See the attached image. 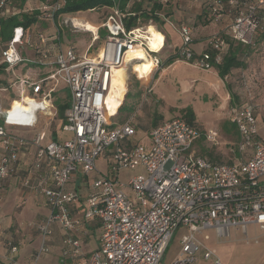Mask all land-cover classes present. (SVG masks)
<instances>
[{"label":"built area","instance_id":"1","mask_svg":"<svg viewBox=\"0 0 264 264\" xmlns=\"http://www.w3.org/2000/svg\"><path fill=\"white\" fill-rule=\"evenodd\" d=\"M202 1L213 21L226 14L221 12L226 4L237 7L227 12L231 13L229 24L211 34L199 55L190 46L191 27L179 26L178 59L210 69L213 63L221 62L227 38L245 46L253 43L264 21V0ZM14 2L0 0V19L18 13ZM60 6L55 3L49 17ZM140 25L127 29L114 8L100 25L104 35L95 54L88 51L101 39L98 28L84 53L72 47L58 46L54 52L42 48L32 61L19 51L28 29L17 25L0 51V67L8 75L6 82L18 93L17 99L0 110V192L4 182L20 172V155H27L20 186L43 195L48 207L45 220L37 225L41 242L31 264H45L40 257L47 251L46 239L54 223L67 233L60 264L66 256L76 264H159L179 228L185 232L179 253L170 264H195L199 254L208 264H222L215 250L203 245L197 234L212 229L220 241L230 236V229L240 230L245 237L250 225L264 231V141L259 137L251 106L233 105L228 110V119L237 132L233 152L240 154L231 163H216L198 155L193 144L202 135L206 142L216 144L219 134L215 129L201 131L182 117L159 123L141 138H137L130 120L110 125L114 115H106V97L113 70L129 66L125 62L127 51L139 45L151 60L152 70L160 64L158 52L166 36L148 21L146 25L164 37L159 49H151L148 26ZM39 40L45 44L49 39L39 35ZM25 62L40 69L35 78L12 74L13 68ZM61 85L68 91L61 131L70 137L44 141L39 131L30 138L18 133L16 127L30 130L39 118L53 119V101L63 89ZM0 90L6 88L0 86ZM103 153L108 155L106 172L89 182L80 214L72 215L70 207L79 203L81 196L67 189V184L73 174L89 180V175L98 173L96 160ZM124 170L134 172L126 182L119 176ZM89 222L99 225L98 244L85 261H80L81 242L71 233ZM203 239L208 240L209 235L203 233Z\"/></svg>","mask_w":264,"mask_h":264},{"label":"rangeland","instance_id":"2","mask_svg":"<svg viewBox=\"0 0 264 264\" xmlns=\"http://www.w3.org/2000/svg\"><path fill=\"white\" fill-rule=\"evenodd\" d=\"M170 1L171 0H162V2L167 5L166 10L171 8ZM57 2L62 5L63 0H15L14 11L30 14L32 11L38 9V20L31 26V28H33L34 31L40 30V32L45 29V35H47L48 32H53L54 36L59 37L60 34L59 40L61 39L65 46L70 44L69 40H72L74 46L81 54L85 52L88 45L92 43V32L89 33V31L87 32L85 29L83 30V27L76 26L73 21L75 18L83 16L84 20L88 21V23H92L89 24H94L96 26V30L98 28V32L100 34L101 39L92 43L93 46L88 51V54H95L96 49L100 47L104 35V31L101 29L100 25L105 20L106 16L111 13V8L101 7L92 11L57 14L56 16L53 14L52 17H49L52 12L51 7ZM145 7L146 5L143 4V8ZM139 22L141 23L140 26L143 28L149 26L146 25L148 22L145 23V21H142L141 19ZM48 28L49 30H47ZM167 33L171 39L168 38V43L165 42L166 45L168 44L172 48L179 47L181 44L180 35L174 29H168ZM209 37L207 41L209 40ZM5 44L6 42H2L0 40V51L3 49ZM23 44V46L21 45L23 48H20L21 51H23L24 47L27 45L25 43ZM192 45L193 43L190 45L191 48ZM241 49L242 51L238 53V57L240 59H244L245 66L242 68L231 69L232 71L229 72L228 77L226 78L229 82V90L232 96L226 95L227 93L224 96L219 85L215 84L212 75L214 70L212 68L200 69L194 67L185 60L179 59L165 65L164 67L159 66L158 68L153 69L150 75H148V69L142 71V66L145 65L139 63L140 61H136L135 63H131L126 69L125 93L122 98L114 103V107H117L118 110L123 101L130 104L133 101L131 95L139 91L140 95L138 99H136V110L129 120L133 125H135L137 138H140L141 136H139V131L146 132L145 134H147L150 129L154 127L151 125L152 117H159L162 115L164 118H171L175 115L182 114V110L189 106L195 113L193 123H195L200 129L205 128L208 130L209 128L217 127V123L213 118L214 116H228V110L231 106L234 104H243L248 102L254 106L256 111L255 114H257L260 119V123L257 125L258 134H260L264 139V35L258 36L251 45L244 46ZM22 57L31 61L34 59L33 57ZM24 67V64L17 65L13 68L12 74L14 76H18L19 78H27L30 76L34 78L36 77L35 75L37 71L35 69L38 68H28L26 71H23ZM147 76L148 78L146 79ZM0 86L6 88V90H0V110H4L9 106L13 97L16 99L18 98V93L15 86L11 87L6 82L5 73L3 71L0 72ZM61 88L63 89L59 90L55 95V100L59 103H65L68 101V91L63 87V85H61ZM224 90L226 89L224 88ZM127 94L129 96L125 98ZM44 120L45 122L48 121L49 125L47 123H43L44 121L41 120L36 125V128L30 131L22 132L19 127H16L15 129L18 133H21L24 136H31L35 132L39 131L43 135L44 141H48L52 138L50 130L55 129L57 131L56 136L59 140H65L70 137V134L61 131L60 119L57 115L50 121L46 119ZM160 122L161 119H158L157 125ZM223 128L225 132L229 134H221L216 144L206 142L203 135L197 140L199 147L204 148L202 151L207 150L214 153L221 150L223 154L216 157V161H220L221 163L232 161L235 159L234 155L236 153L233 152L236 147V128L234 124L230 121H226ZM195 145L196 143L193 144V148H195ZM107 157V153H103L97 158L96 167L98 173L93 172L89 175V182H92L94 176H98L99 178L103 177L107 169ZM99 171L102 173H99ZM134 171L138 172L140 169H136ZM132 173L134 172L124 170L119 173V176L122 178L123 182H126L127 177ZM12 203L13 202L8 199V194L2 195L0 210L3 211V213L13 214L18 222L20 220L25 221L33 219L35 211L31 208L29 203L23 204L21 208L18 209H14V206L16 205L12 206ZM256 231L260 232L255 226H248L247 236L245 237L242 235L243 239L239 243L236 242V239L240 237V234H230L229 237L223 240L215 241L219 242L220 245L235 244L238 246L239 251H246L247 248H252L254 246L257 247L256 245L259 240V235L251 237V235ZM184 232L185 230L183 228H179L173 233L168 248L166 249L159 264H170V262L178 255L180 250V238ZM203 233L210 236L208 240L203 239ZM203 233L197 234V238L203 245H210L214 241L212 229H206ZM98 238L99 230L94 225L91 239L92 249L95 248V242ZM85 243L86 242L84 241V244ZM51 252L53 254L57 253L56 249H51ZM215 254L217 255L216 250ZM83 258L81 257L80 261H85L86 256ZM76 262V260L73 262L67 261L63 262V264H76ZM53 263H59L57 257H55V261H53Z\"/></svg>","mask_w":264,"mask_h":264},{"label":"crops","instance_id":"3","mask_svg":"<svg viewBox=\"0 0 264 264\" xmlns=\"http://www.w3.org/2000/svg\"><path fill=\"white\" fill-rule=\"evenodd\" d=\"M172 9L174 12L169 17V20H170L172 26H169V27L166 26L165 31L167 33L168 29H174L178 33L176 28H178L179 25L186 24V25L190 26L191 30H192V37H193L192 49L195 52V55L201 54V52L206 48L207 39L211 34L219 31V29H222L221 28L222 25H219V24L214 23V22H204V24H200V23L195 24L194 15L200 13V5H199L198 1H196V0H178V1L173 0ZM77 19L82 21V22L86 21V20H84L83 16H79ZM86 22L88 23V21H86ZM89 23H91V22H89ZM47 30H49V28ZM36 31H34L33 28H29L27 33L23 37V43H25L27 45L24 47L23 51H21L20 48L24 44L19 47V51H20L21 56H25L27 58H32V57L34 58L37 56V51L39 49L51 48L52 52H54V50L58 46L62 47V48L72 47L78 52V50L74 46V43L72 42V40H69L70 44L65 46L63 41H61V39L59 40L60 34L58 37V36H54L53 32H48L47 35H45V33H44V31H46L45 29H43V31H41V32H40V30H36ZM39 35H42L45 38H48L49 40L45 44L40 43ZM66 41H68V40H66ZM170 43H171V41H170ZM222 55H223V53H222ZM243 61H244V59H243ZM21 64L25 65L23 71H26L28 68H34L32 64L27 63V62L21 63ZM244 66H245V64L243 66L236 67V68H242ZM212 69L214 70L212 75H213V78H214L213 81L215 82V84L219 85L220 89L223 91L224 96L226 93H227L226 95L232 96V94L229 90V84H228L229 82L226 79L228 77L229 73L224 78H221L218 75L217 69L215 67H212ZM35 70L38 73L40 69L38 68ZM2 71H3V69L1 68V72ZM7 76L8 75L5 73V80L8 78ZM224 88L226 90H224ZM15 99L16 98L13 97L11 100H15ZM234 105H239V106L249 105V106H251L253 113H254V116L256 118V123H257V125H259L260 119L257 116V114H255L256 111H255L254 106L252 104L246 102L243 104H234ZM56 115H57V110H55V116ZM213 118H214L215 122L217 123V127L216 128H209V129L217 130L219 137L221 134L222 135H228L229 133H226L224 128H223L226 121H229L228 116L223 117L222 115H217V116H214ZM168 119H170V118L162 117L161 122L168 120ZM41 120L44 121L43 123H47L49 125V122L48 121L45 122L44 118H39L38 122H40ZM38 122H37V124H38ZM220 122H222V123H220ZM193 124H195V123H193ZM134 127H135V125H134ZM30 130H32V129H30ZM30 130L24 129V130H20V131L25 132V131H30ZM200 130L206 131L207 129L204 128V129H200ZM50 132L52 133V138L54 136L57 138L56 129L50 130ZM235 133H236L235 134V137H236L235 140H237V132H235ZM26 137L30 138V137H32V135L26 136ZM259 137L264 141V139L262 138V136L260 134H259ZM195 143H196V145H195L194 150L196 151V153L198 155L207 157L208 159H210L213 162L221 163L220 161H216V157H218L220 154H223V152L221 150L216 151L214 153L209 152L206 149H205L206 151H202V150H204V148L199 147L197 141ZM202 153L205 155H203ZM26 156L27 155H20V163H19L20 172L18 174H15V175L9 177L4 182V185H3L2 190L0 192V202L2 200V195L8 194L9 201L13 202L12 206L16 205V206H14V209L21 208V206L23 204L29 203L31 205V208L34 209L35 215L33 216L32 220L31 219L25 220V221L20 220L18 222L15 219V217L13 216V214L3 213V211L0 210V264H31L32 263L34 254L37 251V249L40 245V242H41L40 235L37 232V225L42 223L48 214V207L46 204L45 197L43 195H41L40 193H38L37 191H35L34 189L25 188V187L20 186V183H19L20 176L25 174V172H26V166H27ZM234 157H235V159H233L232 161H227V163L237 161L240 158V154L238 152H236ZM88 186H89V180L85 177H80V175H78V174H73V176L69 180V182L67 184V189L76 190L81 196L79 203L74 204L70 207V212L72 215H79L80 214V212H81L80 204L84 201V195L87 192ZM9 215H12V216H9ZM92 225L94 226V225H96V223H94V222L93 223L92 222L84 223L77 230H74L71 233L72 236L78 238L79 241L81 242L82 258L85 256L87 258L88 255L90 254V252L93 251L97 247V244H98V240H96L95 248L92 249V246H91V241H92L91 239H92V234H93V226ZM256 228L260 232L256 231L255 233H253L251 235V237L254 235H257V236L259 235V240L257 241L258 243L256 245L257 247L254 246L252 248H247L246 251H239L238 246L235 244H231V245H222L221 244L220 245L219 242L215 241L216 239L214 237V231L213 230H212V234H213V240L214 241L210 245H207V247L212 248V249L215 248L217 256H218L219 260L222 262V264H264V231L260 230L258 227H256ZM51 229H52V233L46 239L47 251L45 253H43L40 257L41 262H43L45 264H54L53 261H55V257H57V260L60 263V261L62 259L63 252L66 248L64 245V239H65V236L67 235V233L57 223L52 224ZM229 233L235 234V235L240 234V237L236 239V242H238V243L243 239L242 238L243 233L238 229H230ZM84 241L86 242L85 244H84ZM12 247L15 248L14 251L12 250ZM51 249H56L57 253L53 254L51 252ZM74 260L75 259H72L71 257L66 256L64 259V262H67V261L73 262ZM195 264H208V262L206 260H204L201 257V255L199 254L198 260Z\"/></svg>","mask_w":264,"mask_h":264},{"label":"trees","instance_id":"4","mask_svg":"<svg viewBox=\"0 0 264 264\" xmlns=\"http://www.w3.org/2000/svg\"><path fill=\"white\" fill-rule=\"evenodd\" d=\"M196 1H198L200 5V13L194 15L195 24H204V22H214L219 25H222L221 28H224L230 22L231 13L227 12H234L237 10L236 6H228L226 4L225 7L221 10V12L226 11V14H223L219 20L213 21L212 17L209 15L208 10H206L203 6V1ZM170 2L171 8L169 10H166L167 5L166 3H163L162 0H63L62 5L54 12V16H56L57 14H71L83 11H92L101 7H108L111 8V10L117 8L121 14L124 25L127 29L141 24L139 22L140 19L142 21H145V23L151 21V24L154 25L159 31H161L166 36L167 41L165 40V42L168 43V38L170 36L168 33H166L165 30L166 26H172L169 17L174 12L172 9L173 0H171ZM143 4L146 5L145 8H143ZM38 14L39 10L36 9L30 14L18 12L16 15L0 19V40L2 42H7L11 37L13 27L17 25H21L24 29L31 28V26L37 22ZM176 29L178 31L179 27ZM262 35H264V21L261 23L260 28L257 30L254 37V41L258 36ZM166 43H164V46L158 52V56L160 59L159 66L161 67H164L165 65L175 60H178V47L172 48L168 44L166 45ZM244 46L245 45L237 43L228 38L226 39V46L222 55L221 62L216 64L213 63V67L217 69L218 75L221 78H224L231 71L232 68L244 65L243 59H240L238 57V53L242 51L241 48ZM139 95V91L131 95L133 101L130 104H127L125 101H123L122 105L118 108L116 114L110 120L111 126H118L129 120V118L136 110V99H138ZM127 96L129 95L127 94L125 98H127ZM53 102L57 110V117L60 119V123L62 124L64 122V111L68 106V101H66L65 103H59L54 100ZM162 117V115H160L159 117H152L151 125L156 126L158 119H162ZM173 117H182L189 123L193 124L194 112L191 107L188 106L182 110V114L175 115ZM145 133L146 132L139 131V136L142 137L143 135H145ZM53 138L56 137L54 136ZM95 227H97L100 233V228L97 223Z\"/></svg>","mask_w":264,"mask_h":264},{"label":"bare ground","instance_id":"5","mask_svg":"<svg viewBox=\"0 0 264 264\" xmlns=\"http://www.w3.org/2000/svg\"><path fill=\"white\" fill-rule=\"evenodd\" d=\"M74 23L78 27H83V30L92 32L95 34L96 27L78 20L75 18ZM148 31V45L151 49H159L163 42H164V37L162 33L158 32L155 30L151 25L147 27ZM140 61L139 63H142L145 66H142V71H145L148 69L147 72H151L153 64L151 60L148 58V56L145 54L144 50L142 49L141 46L137 45L135 47H132L129 51L126 53V65H130L131 63H135L137 60ZM138 63V64H139ZM141 64V65H142ZM149 75V74H148ZM148 76L146 77V79ZM145 79V78H144ZM125 85H126V69L125 67H120L117 69L113 70L112 74V82H111V87L110 91L107 94L106 97V115L107 116H112L115 115L117 112V107H114V103L117 102L120 98L125 93Z\"/></svg>","mask_w":264,"mask_h":264},{"label":"water","instance_id":"6","mask_svg":"<svg viewBox=\"0 0 264 264\" xmlns=\"http://www.w3.org/2000/svg\"><path fill=\"white\" fill-rule=\"evenodd\" d=\"M17 128H18V127H17ZM19 128H21V130L25 129V128H23V127H19Z\"/></svg>","mask_w":264,"mask_h":264}]
</instances>
